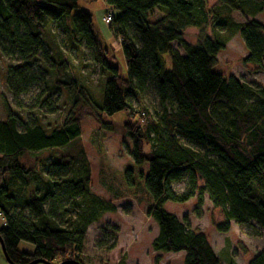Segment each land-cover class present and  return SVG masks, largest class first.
<instances>
[{
	"label": "trees",
	"instance_id": "trees-1",
	"mask_svg": "<svg viewBox=\"0 0 264 264\" xmlns=\"http://www.w3.org/2000/svg\"><path fill=\"white\" fill-rule=\"evenodd\" d=\"M103 1L111 15L108 28L122 46L125 77L108 63L91 15L80 9L78 0H0V51L19 61L6 68V88L18 98L38 83L44 68L52 76L50 88L72 91V104L78 102L84 88L71 75L52 29L62 24L70 45L87 48L93 63L107 74L95 103L100 123L109 127L103 114L125 113L122 124L131 139V158L136 165H147L141 174L151 200L146 215L158 227L152 250L184 251L182 264H221L205 235L192 229L185 216L167 212L164 204L194 196L201 203L205 192L223 216L217 230L227 232L233 221L253 223L264 232V85L215 70L217 53L238 33L246 49L243 61L264 71V23L254 19L264 0H213L210 8L209 0ZM233 11L250 18L237 23ZM188 27L200 29L199 43L184 40ZM149 87L161 108L155 115L131 102ZM4 109L0 237L8 263L83 264L88 225L115 206L91 191L83 148L64 149L78 139L79 119L70 113L60 126L48 128L23 121L8 103ZM44 151L57 157H35ZM66 155L73 160L66 161ZM132 174L127 167L124 182L129 187L135 183ZM180 181L185 189L178 193L172 183ZM20 241L34 245L33 251L19 250ZM246 264H264V248Z\"/></svg>",
	"mask_w": 264,
	"mask_h": 264
},
{
	"label": "rangeland",
	"instance_id": "rangeland-1",
	"mask_svg": "<svg viewBox=\"0 0 264 264\" xmlns=\"http://www.w3.org/2000/svg\"><path fill=\"white\" fill-rule=\"evenodd\" d=\"M78 4L80 9L91 15L92 29L106 47L108 63L117 67L119 74L125 77L126 64L121 43L103 21L108 9L106 3L103 0H78ZM214 4L213 0L207 1L208 8ZM231 18L237 23H243L250 17H243L233 11ZM254 19L264 23V8ZM52 29L57 33L60 49L69 64L71 75L78 85L84 88V95L73 105L74 93L64 88H50L51 74L45 73L44 68L40 70L33 65V70H40L38 83L27 93L14 98L6 88L4 77L7 66L19 61L0 51V120L5 117L6 103L23 121L37 122L48 128L60 126L70 113L79 119L81 133L73 145L64 149L74 150V145L83 148L89 164L91 191L112 200L115 206L113 212L104 213L100 219L88 225L80 255L83 264H182L184 251L162 253L151 248V241L157 235L158 227L155 221L146 215L151 200L144 190L141 174L146 173L147 165H136L131 158V139L122 124L126 118L125 113L118 112L110 116L103 114L102 119L110 123L107 125L109 127L99 121L95 103L99 102L106 72L93 63L87 48L70 45L62 24H55ZM205 31L209 33L210 28ZM184 40L192 45L199 43L200 29L186 28ZM173 46L177 47L178 44L174 42ZM178 50L183 53L181 47ZM245 55L242 38L236 33L217 53L215 70L225 77L233 75L247 83L264 85V71L257 65L244 62ZM166 66L169 67V61ZM131 102L134 107L144 108L153 115L161 110L153 87L133 97ZM21 125L22 123H19L20 128ZM56 154L44 151L35 157L53 160ZM73 157L66 155L65 160ZM127 167L133 169L132 177L135 182L130 187L124 182V171ZM172 188L178 193L184 191L185 181L172 183ZM164 209L178 218L185 216L192 229L202 232L221 264H246L264 248V232L253 223L240 225L231 221L227 232L217 230L216 225L223 221V216L221 210L212 205L205 192L201 203L194 196L184 203L168 201L164 204ZM3 225L4 218L0 214V227ZM18 249L32 252L34 245L20 241ZM0 264H9L1 246Z\"/></svg>",
	"mask_w": 264,
	"mask_h": 264
},
{
	"label": "water",
	"instance_id": "water-1",
	"mask_svg": "<svg viewBox=\"0 0 264 264\" xmlns=\"http://www.w3.org/2000/svg\"><path fill=\"white\" fill-rule=\"evenodd\" d=\"M0 246H1V250L3 252L4 257H5L6 261L8 262V258L6 256V253H5V250H4V246H3V243H2L1 237H0ZM36 262L37 261L35 260V261H32V262H30L28 264H35Z\"/></svg>",
	"mask_w": 264,
	"mask_h": 264
},
{
	"label": "built area",
	"instance_id": "built-area-1",
	"mask_svg": "<svg viewBox=\"0 0 264 264\" xmlns=\"http://www.w3.org/2000/svg\"><path fill=\"white\" fill-rule=\"evenodd\" d=\"M111 20V15L109 13H106L104 16H103V21L105 23L109 22Z\"/></svg>",
	"mask_w": 264,
	"mask_h": 264
},
{
	"label": "crops",
	"instance_id": "crops-1",
	"mask_svg": "<svg viewBox=\"0 0 264 264\" xmlns=\"http://www.w3.org/2000/svg\"><path fill=\"white\" fill-rule=\"evenodd\" d=\"M179 252H181V251H179Z\"/></svg>",
	"mask_w": 264,
	"mask_h": 264
}]
</instances>
